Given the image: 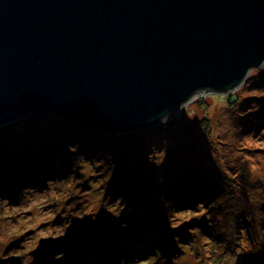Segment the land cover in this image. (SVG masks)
Returning a JSON list of instances; mask_svg holds the SVG:
<instances>
[{
  "label": "water",
  "instance_id": "water-1",
  "mask_svg": "<svg viewBox=\"0 0 264 264\" xmlns=\"http://www.w3.org/2000/svg\"><path fill=\"white\" fill-rule=\"evenodd\" d=\"M263 65L264 0H0V125L36 114L147 129Z\"/></svg>",
  "mask_w": 264,
  "mask_h": 264
},
{
  "label": "rangeland",
  "instance_id": "rangeland-1",
  "mask_svg": "<svg viewBox=\"0 0 264 264\" xmlns=\"http://www.w3.org/2000/svg\"><path fill=\"white\" fill-rule=\"evenodd\" d=\"M258 94L260 98L257 101H264V65L253 69L246 82L235 92L201 95L182 106L159 125L135 130V134L128 137L126 142L135 149V158L139 159V162L136 159L132 162L130 156L127 162L131 165L141 163L148 173L150 184L143 180L142 173L137 172L142 169L133 166L129 197L120 194L114 198L111 193L105 194L106 189L103 187L106 172L104 163H100V160L104 155L108 162L111 159L123 161L126 157L122 153L126 154L129 150L125 149L127 144L122 146L121 141L112 140L108 154H104L103 151L98 155L91 154L87 157L74 148L73 150L67 148V151L61 149L62 153L60 152L56 157H53L55 153L53 151L51 157L45 156L41 161L27 156L30 160L29 166L36 164L39 172L51 173L48 169L54 170L53 174L58 176L57 179L52 177L45 179L46 182L42 186L41 184L37 187L23 185L19 198L14 201L0 200V264H34V258L29 253L36 248L40 239L73 234L91 236L89 230L92 227L96 230V227L103 225L111 229L114 227L111 222L113 220L119 222L123 214L131 215L129 219L131 230L125 234L124 231L127 229L119 226L114 227L112 231L118 237H123L125 241L133 239L141 234L139 231L143 230V224L147 223L150 228L156 224L162 209L177 203L178 195L183 189H188L189 185L203 186L214 182L222 184L227 196L229 191L233 193L234 207L242 211L245 220H238L233 229L235 219L232 217L231 204L223 195L220 213L224 217L217 225L215 223L214 228L211 226L210 232L213 233V229L215 230L216 242L206 244V241L201 240L202 237L197 234L200 232L199 230L196 232L195 226L204 215L207 206L204 205V208L202 203H198L190 212L168 211L169 214L166 215L171 219L170 227L187 228L192 233L193 244H197L196 247L186 252L180 249L182 251L178 257L173 255L165 257L164 252L160 257L148 252L145 255L136 253L128 257L133 259V262L138 261V264H235V259L231 257L234 256L235 248L231 250V244L237 243L236 248L248 250L255 245L251 244V241L247 245L243 242V238L252 237L256 239V247L260 244L264 245V120L262 118L264 102L256 104ZM235 99L236 102L233 103ZM245 99L253 103L251 107L242 109L244 106L240 103H244ZM239 100L241 102L237 103ZM25 118L23 117L25 126L32 123L33 129H19L16 127V121L0 125L13 128V132L16 133L15 143L18 149L20 148L19 152L23 153V150L30 152V146L24 145L23 141L40 146L38 138L41 137L43 140L54 138L45 145L52 146L53 150H56L53 145H56L58 138L67 131L63 130L59 135L53 134L51 130L57 129L53 122L40 120L36 124L32 117L26 120ZM201 121L207 123L203 126L208 127V131L202 126L200 127L203 129L199 130L201 128L198 125ZM242 121L244 127L252 128L241 130L243 126H239ZM35 124L38 126L35 127ZM254 127L258 129H253ZM20 134L32 137L25 140ZM35 139H38L37 143L32 142ZM184 148L192 150L186 154ZM196 149L204 152L198 153ZM207 157L213 162L212 166L210 163H195L204 162ZM204 164L208 168H205ZM226 182L234 184L230 185L231 190L226 191L223 184ZM257 194L261 195L258 202L253 200V196L256 197ZM173 198L174 201H171ZM217 202L220 203L219 200ZM261 204L259 210L255 211ZM91 220L96 223H91ZM231 228L234 231L238 228V236H232ZM79 248L80 243L76 246L69 244L67 247L64 246V250L58 249L48 253L43 262L73 264L77 259ZM64 251L66 254H63ZM129 258L126 262L133 264L130 263Z\"/></svg>",
  "mask_w": 264,
  "mask_h": 264
},
{
  "label": "trees",
  "instance_id": "trees-1",
  "mask_svg": "<svg viewBox=\"0 0 264 264\" xmlns=\"http://www.w3.org/2000/svg\"><path fill=\"white\" fill-rule=\"evenodd\" d=\"M231 98V97H229ZM260 98L259 94L256 97V104L262 103L264 101H257ZM236 102V99L233 101V103ZM241 100L237 101V103H240ZM253 102H250L245 99L244 103L241 102L240 104L244 106L242 109H247L248 106H252ZM231 104V103H228ZM259 116V115H258ZM32 119H34L37 124L40 120H45L47 123H54L57 126L56 130H51L53 134L59 133L63 130L67 131L65 134L58 139V143L55 146L56 150H53L52 146H46L45 144L47 141H52L54 138H46L45 140L39 139V145H34L31 142L23 141L24 145L30 146V152L27 150H23V153L19 152L18 145L15 143L16 140V133L13 132L12 127H2L0 126V200H10L14 201L15 199L19 198L21 192L23 189L21 187L23 185H29L33 187H37L38 185L44 184L46 182L45 179H49V177L56 178L58 174H53L55 171L48 169L51 173L39 172L38 167L36 164L34 166H29V159H27V156L32 157V159L42 160L43 157L48 156L51 157L54 151V156L56 157L59 155V153H62L63 149L64 151H67V148L73 150V148L79 152L80 154L84 153V155L91 156V154H100L103 151H105L104 154H108L111 149L112 140L114 141H121L120 143L127 146L125 147L126 150H129L125 154L123 152L122 154L125 155V159L123 161L120 159H111L110 162H108L106 157L102 155V159L100 160V163H104L105 166V177L103 180V187L106 189V193H111L112 196L117 195H127L129 197L130 192V179L132 178V175L134 173L133 166L136 167V169H142L138 170L142 176L143 180L150 184V178H148V173L145 171V169L142 167L141 163L138 164H129L127 162V158L130 156L132 157V162L137 160L135 158V149H132L126 140H128V137L132 134H135L132 131L127 133H121V134H106L102 133L100 131L94 130L89 127H85L83 125H78L76 123H73L71 121H66L62 119H57L53 116H40L36 114H32ZM26 116L25 120L29 118ZM264 120V116L262 117ZM25 121H23V118H20L16 120V127L19 129H33L34 125L32 123L28 124L32 125L30 128H27L25 126ZM35 124V127L38 126ZM207 123L201 121L198 125L199 130H202L205 128L203 125H206ZM202 126V127H200ZM243 126V127H241ZM245 124L242 121L239 127H241V130H247L251 129L252 127H244ZM43 128V127H41ZM54 129V128H50ZM240 129V128H238ZM253 129H258L257 127H254ZM59 130V131H57ZM209 128H205V131H208ZM57 131V132H55ZM25 140L30 139L32 136H27L26 134H20ZM39 135V134H38ZM37 136V135H36ZM54 136V135H53ZM39 137V136H38ZM38 139H35L34 143L38 142ZM42 144V145H41ZM43 146V147H42ZM60 146V147H58ZM51 147L52 149H49ZM57 147V148H56ZM57 149H60L59 151ZM120 150V149H119ZM192 149L187 150V148H184V151H186V154H189ZM198 153L204 152L203 150L196 149ZM132 151V152H130ZM207 153V152H206ZM90 154V155H89ZM189 158V157H188ZM191 159V158H189ZM134 160V161H133ZM193 159H191L192 161ZM139 162V159L137 160ZM190 161V162H191ZM195 163H210V165H213V162L211 159L209 160L208 157L204 159V162L197 161ZM205 168H208L206 164H204ZM124 168V169H123ZM124 170V171H123ZM44 173V174H42ZM42 178V179H41ZM41 179V180H39ZM45 180V181H44ZM51 180V179H50ZM44 181V182H42ZM42 182V183H41ZM22 184V185H20ZM145 184V183H144ZM203 184V183H202ZM225 185L226 191L231 190L230 185L228 182L223 183ZM146 185V184H145ZM39 188V187H38ZM175 189V188H174ZM180 189H183L180 187ZM225 196L228 202L230 201L231 204V211H232V217L234 220L233 222V229L235 227V223H237L238 220H245V216L243 215L242 211L240 209H236L234 207V203L232 199H234V195L231 191H229L228 196L226 195L224 188L222 187V184L220 183H212V184H204L203 186L201 184H194L193 186L189 185L188 189H183L180 192V195H178L177 203L170 204L167 208L162 209L160 219L157 221L159 224H154L150 228V226L146 223L143 224L140 235L137 237H133V239H127L125 241L123 237H118L112 230L115 227H121L125 228V234L126 232H129L131 230L129 219L130 214H123V216L120 218L119 222H116L113 220L111 222L113 228L108 229L106 227L98 226L96 227V230L90 229L89 232L91 233V236H78L76 234L58 237V238H65V241H63L60 245H58L55 249L50 251L49 253L54 252L55 250H62L65 247H67L69 244H72L74 246L77 245V243H80V248L76 254L77 259L73 262V264H128L126 262V259H128V256H133L136 253L140 255H145L146 252L150 254H156L158 257L161 256L162 252H164L165 257L172 255L175 257H178V254L182 251L180 249H183L184 252L187 250H191L194 247H196L197 244H193V236L192 233H190L187 228L182 229H172L170 227L171 219L168 218V214L170 211L171 213H182V212H190V210L198 203H202V206L205 208L207 206L206 211L209 213L206 214L204 211V215L199 219L198 223L195 226V230H199L200 234L197 233L202 237L201 240L206 241V244H215L217 234L215 230L213 229V233L211 232V226L212 228L223 219L222 215L220 213V204L223 201V197ZM233 195V196H232ZM261 199V195L257 194L256 197L253 196V200L259 201ZM217 200L220 201V203L217 202ZM174 201V198L171 200ZM227 202V203H228ZM129 204V203H128ZM205 205V206H204ZM261 205L256 207L255 211H258ZM209 207L211 209H209ZM167 213V215H166ZM206 215L208 218H206ZM222 217V218H221ZM211 218V219H210ZM247 219V218H246ZM91 223L95 224L96 222L94 220L90 221ZM143 222V221H141ZM245 222V221H244ZM198 225V227H197ZM146 226V227H145ZM238 228H236L235 231H232L233 235H238ZM95 233V234H94ZM94 234V235H93ZM93 235V236H92ZM90 237V238H89ZM52 238V237H48ZM57 238V237H54ZM137 241L134 243V241ZM127 243L125 245L124 243ZM221 243V242H219ZM124 244V245H123ZM227 248H229L227 246ZM252 252H246L241 253L238 255V258H236L235 264H248V257L252 256V260L256 259L258 257L259 248L253 247ZM64 250V249H63ZM113 250V251H112ZM137 251V252H136ZM140 251V252H139ZM262 251L264 252V246ZM63 254H66L65 251ZM51 255V254H50ZM149 256L148 254L146 255ZM47 258V257H46ZM45 258V259H46ZM44 259V260H45ZM130 263L138 264L137 262H133V259L129 258ZM43 260V261H44ZM34 264H45L43 261L38 262L34 259ZM254 264H264V257L258 259Z\"/></svg>",
  "mask_w": 264,
  "mask_h": 264
},
{
  "label": "bare ground",
  "instance_id": "bare-ground-1",
  "mask_svg": "<svg viewBox=\"0 0 264 264\" xmlns=\"http://www.w3.org/2000/svg\"><path fill=\"white\" fill-rule=\"evenodd\" d=\"M196 98V97H195ZM194 98V99H195ZM194 99H192V100H194ZM232 229V228H231ZM233 230V229H232ZM234 231V230H233ZM238 236V235H237ZM252 239V240H251ZM252 242L251 244H253V245H255V246H253L254 248L256 247V239L255 238H250V237H247V239L246 238H243V242H245L247 245L249 244V242ZM236 245H238L237 243H233V244H231V246H230V249L232 250V249H234V256H231L232 257V259L234 260V261H236V258H238V255L239 254H241V253H248L249 251L250 252H252L253 251V249L252 248H250V249H248V250H243L242 248L241 249H238V248H236ZM225 246L227 247V244H225ZM263 246L264 245H258L257 247L259 248V252H257L258 253V257L256 258V259H254V260H252V256H249L248 257V261H249V263L248 264H254L258 259H260V258H262V257H264V252L262 251V249H263Z\"/></svg>",
  "mask_w": 264,
  "mask_h": 264
},
{
  "label": "built area",
  "instance_id": "built-area-1",
  "mask_svg": "<svg viewBox=\"0 0 264 264\" xmlns=\"http://www.w3.org/2000/svg\"><path fill=\"white\" fill-rule=\"evenodd\" d=\"M200 96H201V95H200ZM200 96H199V97H200Z\"/></svg>",
  "mask_w": 264,
  "mask_h": 264
}]
</instances>
